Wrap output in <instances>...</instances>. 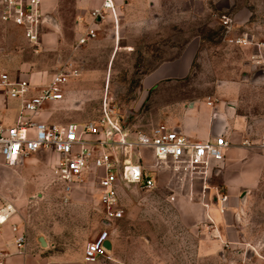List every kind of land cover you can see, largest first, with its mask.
<instances>
[{"label":"rangeland","instance_id":"374dc122","mask_svg":"<svg viewBox=\"0 0 264 264\" xmlns=\"http://www.w3.org/2000/svg\"><path fill=\"white\" fill-rule=\"evenodd\" d=\"M219 1L193 0L190 9L178 1L166 2L164 13L154 18L149 14L145 19L152 23L150 26L159 28H126L121 31L119 41L111 30L103 28L95 40L76 50L72 48L75 27L66 28L59 53L39 51V46L31 45L21 36H7L5 23L0 20V68L9 70L13 78L37 72L40 83L46 82L59 67L66 65L72 71L64 85L65 100L47 102L34 118L36 121L66 123L98 119L102 115L103 100L108 96L123 114L124 124L147 131L153 123L148 113L150 101L143 103L142 99L143 76L165 59L183 54L192 41L194 45L199 44L194 75L187 79L178 97L199 96L212 81L243 78L249 70L260 69L253 60V55L261 54L258 46L244 49L231 41L234 36L226 38L233 11L219 9ZM235 2L237 6L258 7L264 11V0ZM251 17L264 23V13ZM227 20L229 24H225ZM49 30L44 28L45 33ZM260 32L264 42V30ZM32 95L35 93L26 96ZM0 99H3L0 122L16 125L21 100L10 98L6 89H0ZM140 154L144 165H156L150 150L141 149ZM55 160L54 153L43 151L31 154L22 165L10 166L0 160V189L3 190L0 205L6 200L14 201L35 240L44 236L51 243L50 248H45L57 254L66 253L72 260L87 264L84 260L87 244L106 231L109 238L115 233L117 245L122 249L126 246L127 252L123 250L121 257H115L114 261L103 259L94 264H264V189L253 194L251 202L243 206L241 220H237L239 230L245 231L242 239L245 245L238 243L235 246L238 248H229L225 257L200 259L197 243L204 235V222H190L184 209L176 204V198L191 195L190 181H178L167 169H160L158 176L152 174L157 186L154 190H142L135 185L120 188L128 215L106 227L98 206L99 195L94 190L91 194L76 191L77 187L66 194L64 182L55 173ZM88 187L94 188L93 183ZM192 199L198 201L200 196L193 195Z\"/></svg>","mask_w":264,"mask_h":264},{"label":"crops","instance_id":"0c3cea01","mask_svg":"<svg viewBox=\"0 0 264 264\" xmlns=\"http://www.w3.org/2000/svg\"><path fill=\"white\" fill-rule=\"evenodd\" d=\"M173 1L185 4L190 9L193 0H129L121 8L120 37L121 31L126 28H159L158 25L155 28L150 26L149 24L152 23L145 19L148 18L149 14L153 15L154 18V16L164 13L166 2L172 3ZM194 1L202 3V0ZM100 2L101 0H43L42 10L49 19L46 27L50 30L48 33H45L46 31L43 33L38 45L39 51L45 49L61 52L60 40L65 29L75 27V31H72L74 35L73 48L77 37L85 28L84 23L77 24V17L84 15L88 18L90 9L98 6ZM219 2L221 3L218 6L219 9L233 11L234 18L231 19V24L228 26L229 31L225 34L226 38L243 35L251 38L253 41L251 45L239 46L244 49L258 46L261 54L255 55V57L253 55V60L256 64L255 67L260 65V69L257 71L249 70V74L245 73L243 78L212 81L207 90L199 96L178 97L183 93L182 89H184L187 79L194 75L193 64L197 58L199 44L194 45V41H192L183 54L165 59L161 65L147 72L142 79V99L143 103L150 101L151 106L148 113L152 119V127L160 123L167 124L169 127L184 133L193 141H210L220 134L229 141L224 167L219 174L213 177L210 184L212 187L219 186L228 195L226 211L222 213L214 200L208 199L209 208L203 205L199 181L190 182L191 195L185 198H176V204L184 209L190 222L198 220L205 222L207 215H210L218 228V237L215 238L203 231L204 235L198 238L197 256L200 259L225 257L229 248H238L235 247L238 243H241V246L245 245L242 240L245 231L243 233L239 230L237 220H241V215L245 212L243 206H247L251 202L253 194L264 189V52H262L264 42L261 40L262 32H260L264 30V23L257 22L251 17L253 14L264 13V11L258 7L254 9V7L246 5H234L235 0H228L227 4H224L223 0ZM184 12L187 11L184 10ZM4 23L7 36L11 37L14 34L21 36L24 41L28 42L20 27L12 23ZM103 28L111 30L112 35H114L111 22L101 24L100 30ZM119 48L120 43L117 51ZM5 70L10 73L9 70ZM36 73L20 78H31L38 82ZM2 102L3 99H0V103ZM152 127L147 131H151ZM160 169H167L172 177V171L166 167L152 171V174L155 173L158 176ZM92 190L95 193L94 188L81 186L76 191L91 194ZM210 192H214L213 188ZM0 193H3V190L0 189ZM193 195L200 196V200L193 201ZM210 196L208 195L209 198ZM121 200L125 207V216L114 221L112 225L128 215L122 194ZM216 219L221 222V226ZM12 223L18 226L19 232L25 231L27 233L28 241L25 251H21L17 247V232L13 229ZM104 226L106 225L104 224ZM114 234H111L108 240L111 243L109 252L112 259L110 261L116 260L115 257L120 258L123 250L127 252L126 246L122 249L117 245V238L114 237ZM40 237L38 236L35 240L34 235L28 231L24 218L17 213L0 230V259H3L5 264H84L81 261L72 260L66 253L57 254L45 248H50L51 243L43 236L47 243L46 246H43L39 240ZM226 242L230 244L227 247L224 245ZM248 252L255 254L254 251L249 250ZM3 255L6 257H2ZM103 259L105 258L93 263L85 262L94 264ZM230 264L234 263L231 262Z\"/></svg>","mask_w":264,"mask_h":264},{"label":"built area","instance_id":"2783aa9c","mask_svg":"<svg viewBox=\"0 0 264 264\" xmlns=\"http://www.w3.org/2000/svg\"><path fill=\"white\" fill-rule=\"evenodd\" d=\"M43 0H0V20L12 23L23 30L31 45L38 46L49 22L42 10ZM129 0H101L98 6L90 9L88 18L77 17V24L84 23L73 49H79L96 39L100 25L111 22L114 36L120 38L121 8ZM229 24V20L225 21ZM232 42L239 45L252 44L246 35L233 37ZM259 56V55H257ZM255 57V55H254ZM72 71L59 67L46 82H36L31 78H13L0 68V89H6L10 98L21 100V113L16 125L0 122V159L6 165H18L31 154L39 151L56 155L54 164L57 177L64 182L66 194L77 187L93 183L98 193L102 213V223H112L125 216L120 188L138 186L151 191L156 188L152 171L161 167L172 171V178L178 181H199L201 183L202 203L210 207V201L219 205L222 213L226 211L228 195L219 187H212L211 180L219 174L225 162L229 141L220 134L210 141H193L184 133L160 123L151 131L134 130L124 124L123 114L112 105L108 96L103 100L102 115L95 120L66 123L36 121L34 118L47 102H60L65 98L64 85L69 81ZM28 93L35 95L27 97ZM151 151L155 166L142 164L140 150ZM213 188L214 192H210ZM208 195H211L210 198ZM18 213L14 201L6 200L0 205V230ZM17 232L16 244L21 251L27 245V233ZM203 231L218 237L214 219L207 215ZM106 231L90 241L84 251V259L93 263L101 258L112 259L106 246L109 240ZM229 246V242L224 244ZM2 257H6L3 255ZM0 264H5L0 259Z\"/></svg>","mask_w":264,"mask_h":264},{"label":"water","instance_id":"95a60500","mask_svg":"<svg viewBox=\"0 0 264 264\" xmlns=\"http://www.w3.org/2000/svg\"><path fill=\"white\" fill-rule=\"evenodd\" d=\"M130 119H132V115L129 113V115H128V120H130ZM39 240H40V242H41V244H42L43 246H46V245H47V243H46V241H45V238H44L43 236H41V237L39 238ZM106 246H107L108 250L110 251V250H111V243H110V241H107V242H106Z\"/></svg>","mask_w":264,"mask_h":264}]
</instances>
